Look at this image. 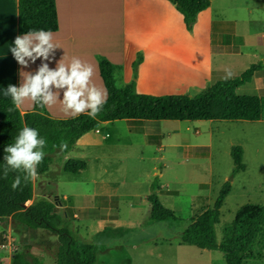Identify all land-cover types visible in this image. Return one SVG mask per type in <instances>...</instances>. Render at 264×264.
I'll return each mask as SVG.
<instances>
[{"label":"rangeland","instance_id":"rangeland-1","mask_svg":"<svg viewBox=\"0 0 264 264\" xmlns=\"http://www.w3.org/2000/svg\"><path fill=\"white\" fill-rule=\"evenodd\" d=\"M214 8L218 25L233 22L238 30L254 34L241 55L215 56V68L231 69L236 74L233 79L258 63L264 70V46L258 47L255 37L264 35V0H216ZM201 92L191 89L185 95ZM238 93L264 98V75L259 83H247ZM98 129L106 137L105 147L92 148L84 140L70 153L71 159L82 158L87 163L86 171L76 175L65 172L66 155L56 151L50 155L48 173L41 176L45 190L39 188L38 197L66 207L57 209L59 227L81 242L98 246L97 264H175L196 259L212 264L214 256L222 258L214 264H225L219 251L200 256L202 249L182 244L181 234L195 221L193 199L208 196L212 208L227 182L231 192L216 227L219 243L240 208L264 205V115L257 122L123 120ZM235 147L242 148L245 166L237 173L232 157ZM153 186L160 202L178 221H150L147 197L154 193ZM78 206L86 210L79 220L73 217ZM36 232L26 240L32 255L47 253L44 264H55L58 236L47 230ZM13 237L21 244L19 233ZM254 253L255 258L245 264H264V239L259 240Z\"/></svg>","mask_w":264,"mask_h":264},{"label":"trees","instance_id":"trees-1","mask_svg":"<svg viewBox=\"0 0 264 264\" xmlns=\"http://www.w3.org/2000/svg\"><path fill=\"white\" fill-rule=\"evenodd\" d=\"M168 1L183 16L188 32H193L199 15L212 5L210 0ZM58 27L56 0H19V34L39 29L55 33ZM143 60V54H138L133 65V81L120 89L116 85V66L106 58L99 59L100 74L108 97L95 118L84 113L70 119H56L49 114L46 106L42 108L39 105H35L32 112L22 115L11 99L0 98V221L11 217L27 228L56 234L59 245L55 264H97L99 247L81 242L69 230L59 227L57 205L46 198L34 200V182L32 179L25 180L26 173L9 170L7 177H4V148L15 142L16 136L25 125L37 129L40 137L46 140L45 156L37 167L38 175H43L52 164L50 155L61 151L62 143L67 144V149L61 151L66 155L84 135L96 130L100 123L123 120L257 122L264 115V98L238 93L240 87L251 82L257 70L256 66L239 78L208 86L197 96L150 95L140 94L136 90L138 70ZM242 156V148H233L235 173L245 169ZM86 169L85 161L75 159L69 160L64 166L65 172L75 175ZM16 176H20L21 184L13 189L12 183ZM156 189L153 186L154 193L147 197L150 221H178L175 214L160 202ZM230 192L231 183L227 182L212 208L208 196H197L193 199L195 221L181 234V243L202 250L220 251L226 264H245L255 258L254 248L259 240L264 239V205L240 208L233 222L224 229L223 241L219 243L216 227L221 222L220 210ZM29 201L34 202L26 207ZM206 212L208 214L202 217ZM12 264L42 262L28 254L25 249H19Z\"/></svg>","mask_w":264,"mask_h":264},{"label":"crops","instance_id":"crops-1","mask_svg":"<svg viewBox=\"0 0 264 264\" xmlns=\"http://www.w3.org/2000/svg\"><path fill=\"white\" fill-rule=\"evenodd\" d=\"M210 1L211 7L199 15L193 32H188L183 16L168 0H56L59 27L53 34L54 42L58 43L60 48L55 49L54 60L49 67L54 69L62 57L65 63L73 56L78 57L94 66L93 82L97 87L106 89L99 68V59L106 58L117 68V87H125L133 81V65L141 53L144 60L138 70L136 90L140 94L150 95L185 94L191 89L203 90L218 82L232 80L236 75L234 71L224 66L215 68L214 57L241 55V50L247 46V40L254 37V34L251 30H238L233 22L228 25V22L222 21L218 25L214 18L216 0ZM18 25L19 0H0V98L4 99H11L5 94L9 84L20 86L21 71L35 74L41 64V59H37L35 63L29 62L27 68H22L13 58L9 49L13 46L15 37L21 35ZM255 37L257 46H264V35ZM258 65L251 82L248 83L250 85L259 83L264 75L262 64ZM229 73L230 78H233H226ZM59 98H63V90ZM34 106L25 101L19 110L25 115L32 112ZM46 109L56 119L77 117L65 114L59 102L53 107L46 106ZM108 123L110 122L99 125L106 126ZM101 134L102 131L97 127L82 137L70 153L76 151L84 140H87L85 144L89 147H105L106 137ZM70 153L66 154L65 164L71 160ZM43 175H38L39 178L33 180L34 200L39 199V188L45 190V182L40 180ZM33 202L29 201L26 207ZM57 207L66 209L64 206ZM84 211L85 208L80 206L74 208V219L79 220ZM38 230L41 229L20 225L11 217L0 221V264H12L15 253L1 247L9 241L32 255L31 246L26 240L31 234H37ZM14 233L20 234L21 244L13 237ZM38 246L40 249L48 248V245ZM202 251L204 252H201L200 256L210 250ZM46 254H41L42 258L32 256L44 264L42 259ZM212 258V264L222 261L221 256ZM175 264L207 263L196 259L177 261Z\"/></svg>","mask_w":264,"mask_h":264},{"label":"clouds","instance_id":"clouds-1","mask_svg":"<svg viewBox=\"0 0 264 264\" xmlns=\"http://www.w3.org/2000/svg\"><path fill=\"white\" fill-rule=\"evenodd\" d=\"M57 48L60 45L54 42L51 31L30 30L16 36L9 51L17 63L22 68H27L29 62L35 63L37 59H41V64L35 74L21 71L20 86L9 84L5 94L11 97L12 104L17 109L25 101L42 108L53 107L59 102L65 114L78 116L86 113L95 118L106 104L108 93L93 82L94 66L73 56L67 63L62 57L52 69L49 64L54 60ZM230 76L231 73L226 78ZM61 90L62 99L59 98ZM45 145L46 140L40 137L39 131L25 125L16 136L15 142L4 148V177H7L9 170H13L26 173L25 180L38 179L37 167L45 156ZM60 149L65 151L67 144L62 143ZM20 184L21 178L16 176L12 188L16 189Z\"/></svg>","mask_w":264,"mask_h":264},{"label":"built area","instance_id":"built-area-1","mask_svg":"<svg viewBox=\"0 0 264 264\" xmlns=\"http://www.w3.org/2000/svg\"><path fill=\"white\" fill-rule=\"evenodd\" d=\"M1 247L2 249L9 250L11 253H16L19 250L12 241H9L7 244H3Z\"/></svg>","mask_w":264,"mask_h":264}]
</instances>
